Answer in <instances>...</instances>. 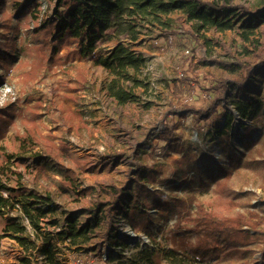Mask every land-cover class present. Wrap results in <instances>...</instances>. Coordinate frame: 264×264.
I'll list each match as a JSON object with an SVG mask.
<instances>
[{"label": "trees", "instance_id": "1", "mask_svg": "<svg viewBox=\"0 0 264 264\" xmlns=\"http://www.w3.org/2000/svg\"><path fill=\"white\" fill-rule=\"evenodd\" d=\"M235 0H0V65L5 73L0 72V85L8 80L9 72L14 67H29L21 76L26 83L35 81L43 70L52 66L65 67L81 57H94L93 52L104 40L126 36L131 40L138 39L143 29L159 27L167 29L173 36L182 32L190 33L196 39L203 30L216 28L225 32L234 30L233 19L221 18L214 11H225L231 15H240L238 32L240 39L248 43L243 46L252 60L243 62L219 61L228 69L240 70L239 77L216 78L211 73H198L191 65L184 72L185 78L207 96V102L200 106H189L197 117L212 115L218 119L225 117V129L218 133L220 140L228 134L235 115L225 108L231 93L241 94L232 102L235 112L244 120L258 118L264 110V44L257 36L258 17L264 19V7L251 11L242 5H235ZM8 7L12 12H8ZM183 11L184 15L174 19L171 15ZM21 20L20 26L26 29L34 40L24 50L27 59H17L16 43L9 32L14 16ZM177 26V27H176ZM19 30V29H18ZM208 43L210 41L208 40ZM223 49L228 50L222 41H216ZM64 51V52H62ZM97 65L105 67L111 76L108 84L109 93L119 103H140L142 96L137 89L150 91L152 80L147 70V59L124 43H118L106 56L93 58ZM191 73V76H187ZM77 91L90 90V85L83 73L77 74ZM77 102L79 114L75 120V131L78 140L86 145L96 141V130L91 126L87 104L79 96ZM220 102L225 110L220 112ZM25 107L19 102L0 107V140L13 131L12 150L0 145V255L1 242L5 236L14 238L21 254L14 263L35 264L36 235L50 213H65V223L60 232L61 237L73 244L87 243L98 236L104 223L103 241L107 246H126L120 238V222L126 219L135 232L153 234V229L162 221L173 220L169 235V247L162 251H145L142 257H135L128 264H178L181 258L190 261L220 259L224 255L238 254L249 264L251 246L256 241V229L264 224V216L257 212H237L228 215L210 209L195 196L188 198L168 195L165 191L152 186L157 173L152 166L139 164L124 186L110 184L97 189L80 180L84 172V160L71 152L70 142L60 139L53 128L45 133V122L41 109L47 113L55 108L48 105L42 97L28 96ZM150 107L152 103L146 102ZM58 114L57 120L70 124L72 118L64 112ZM177 112L173 113V124L164 125L160 130L161 138L168 140L177 126ZM252 135V127L247 129L246 136ZM28 153L37 161L36 170L28 163ZM115 157V156H112ZM245 157V153L232 150L228 153V164L219 165L220 175L231 178ZM257 161L255 158L248 163ZM74 163L77 169L64 164ZM264 162V159L262 160ZM188 176L189 171L183 169ZM212 177L217 178L214 173ZM56 200L69 201L77 205L76 210L63 212L56 205ZM235 205L234 202H230ZM84 214V220L74 214ZM57 224L58 222H51ZM28 226L33 228V233ZM35 235V237H34ZM124 235V234H123ZM126 235V234H125ZM191 235L194 236L191 239ZM127 236V235H126ZM98 256L102 261L103 251L99 248ZM264 260V241L260 251ZM40 264H66L60 259L55 247L45 244L40 252ZM2 264V263H0ZM121 264H126L125 262Z\"/></svg>", "mask_w": 264, "mask_h": 264}, {"label": "rangeland", "instance_id": "2", "mask_svg": "<svg viewBox=\"0 0 264 264\" xmlns=\"http://www.w3.org/2000/svg\"><path fill=\"white\" fill-rule=\"evenodd\" d=\"M234 4L245 6L254 12L264 7V0H235ZM7 10L12 12L10 7ZM214 13L223 19H233L236 28L225 32L216 28L203 30L196 39L190 33L182 32L173 36L167 29L150 27L143 29L136 40L122 36L120 40L112 38L99 43L93 52L94 57L106 56L120 42L146 57L152 85L150 91L137 89V93L142 96L140 103H119L109 93L111 76L105 67L97 65L94 57H81L67 63L65 67L52 66L43 70L40 76L30 83H26L21 76L29 67H14L9 72L7 82L0 85V107L15 102L25 107L28 96L40 95L44 102L54 106L58 113L64 112L70 116L71 123L64 124L62 120H57V113L53 114L55 108L51 113H47L46 109L40 110L41 118L46 124L45 133L49 128H53L60 139L70 142L71 152L84 160L85 169L79 177L86 185L91 184L97 189L110 184L124 186L129 181L133 169L139 164H146L161 170V173L156 174L152 186L168 195L185 198L195 196L210 209L228 215H235L237 212L248 214L253 211L264 216V110L258 118L242 119L235 112L232 103L237 96L242 95L232 92L226 100L228 103L225 108L230 109L235 118L228 134L220 140L218 133L226 130L225 117L218 119L212 115L200 118L187 108L207 102L206 94L185 78L183 73L189 66L192 65L198 73H211L216 78L233 79L239 77L241 71L223 67L219 61L252 60L243 47L249 44L243 42L238 35L241 30L239 20L242 17L229 16L225 11ZM183 15V11H178L171 16L178 19ZM257 17V36L264 44V19ZM20 24L21 20L15 15L9 35L16 43V58L27 59L28 55L24 50L28 45L34 44L35 40ZM3 30L0 28V32L5 33ZM218 40L227 45L228 50L218 45ZM0 41H5V38L0 36ZM0 72L5 73L1 65ZM79 72L87 78L90 90H76L79 86ZM187 76L190 77L191 73ZM256 80L264 85L261 77ZM74 96L81 97L87 104L85 112L91 126L96 130L97 141L93 145L81 143L76 136L74 124L79 111ZM146 102L152 105L147 107ZM219 107L220 112L225 110L222 102ZM174 112L180 115L176 118L178 124L168 140H164L160 130H164L166 120L170 125L173 124ZM251 127L252 135L247 137V129ZM12 134L13 131H9L6 138L0 140V145L12 150ZM231 149L245 153V159L233 176L227 179L225 175L219 174V164L216 161H219L220 165L229 166L227 157ZM27 155L34 174L37 161L33 159L32 153ZM252 158L257 161L248 163L247 160ZM64 164L77 169L72 162L65 161ZM183 169L189 171L188 176L184 174ZM213 173L217 178L212 177ZM56 205L63 212H68L76 210L80 204L56 200ZM65 216V213H50L42 224L39 235H34L37 245L33 259L35 264H40V252L45 244L53 245L62 262L66 264H78L80 259L83 264H128L135 257L141 258L145 251L166 250L173 227V220L162 221L153 229V234L149 235L142 231L135 232L127 220L122 219L120 238L126 242V246L105 244L103 233L106 223L100 227L97 237L87 243L73 245L67 237L60 235ZM71 217L84 220L85 215L77 213ZM54 221L58 223L52 224ZM28 228L33 233V228ZM253 234H256V241L251 246L249 264H264L260 256L264 241V224L259 225ZM193 238L191 235V239ZM99 248L103 251L104 261L98 256ZM20 254L21 249L17 241L5 236L1 242L0 263H14ZM180 259L178 264H244L240 253L203 262L181 257ZM164 261L172 264L167 259Z\"/></svg>", "mask_w": 264, "mask_h": 264}, {"label": "built area", "instance_id": "3", "mask_svg": "<svg viewBox=\"0 0 264 264\" xmlns=\"http://www.w3.org/2000/svg\"><path fill=\"white\" fill-rule=\"evenodd\" d=\"M78 264H83V262H82V260L80 259V260H78Z\"/></svg>", "mask_w": 264, "mask_h": 264}]
</instances>
